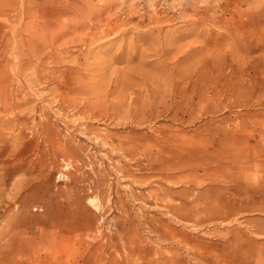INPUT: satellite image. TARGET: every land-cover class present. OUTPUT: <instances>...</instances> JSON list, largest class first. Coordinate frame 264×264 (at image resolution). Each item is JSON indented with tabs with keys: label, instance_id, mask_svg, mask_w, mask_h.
Listing matches in <instances>:
<instances>
[{
	"label": "rangeland",
	"instance_id": "obj_1",
	"mask_svg": "<svg viewBox=\"0 0 264 264\" xmlns=\"http://www.w3.org/2000/svg\"><path fill=\"white\" fill-rule=\"evenodd\" d=\"M0 109V264H264V0H0Z\"/></svg>",
	"mask_w": 264,
	"mask_h": 264
},
{
	"label": "bare ground",
	"instance_id": "obj_2",
	"mask_svg": "<svg viewBox=\"0 0 264 264\" xmlns=\"http://www.w3.org/2000/svg\"><path fill=\"white\" fill-rule=\"evenodd\" d=\"M80 3V2H79ZM72 4V3H71ZM76 4V3H75ZM79 5V4H78ZM77 5V6H78ZM81 5V4H80ZM219 8V7H218ZM83 9V8H82ZM76 14V13H75ZM188 17V16H187ZM77 18V17H76ZM75 18V19H76ZM191 18V17H190ZM193 18H195V17H193ZM184 19V18H183ZM218 19H220L219 17H218ZM192 20V19H191ZM194 21V20H193ZM245 21V20H244ZM100 23V22H99ZM98 23V24H99ZM102 23V22H101ZM65 24V23H64ZM244 24V23H243ZM100 25V24H99ZM111 26H114V25H111ZM51 27V26H50ZM111 29V28H110ZM107 30V29H106ZM226 31V30H225ZM240 32H241V30H240ZM65 33V32H64ZM108 33V32H107ZM106 34V33H105ZM125 34V33H124ZM235 34V33H234ZM238 34V33H237ZM241 34V33H240ZM233 35V34H232ZM239 35V34H238ZM59 36V35H58ZM57 36V37H58ZM62 36V35H61ZM230 36V35H229ZM238 37V36H237ZM239 37H241L240 35H239ZM89 38V37H88ZM94 38V37H93ZM236 39V38H235ZM239 38H237V40H238ZM236 40V41H237ZM234 42V41H233ZM65 43V42H64ZM205 43V42H204ZM204 43H203V45H204ZM237 43H238V41H237ZM236 44V43H235ZM234 45V44H233ZM237 45V44H236ZM239 46V45H238ZM233 48H235V47H233ZM237 48V47H236ZM190 49V48H189ZM236 50V49H235ZM179 51V50H178ZM40 52V51H39ZM233 52V51H232ZM100 61V60H99ZM98 65V64H97ZM41 96V95H40ZM61 98V97H60ZM19 101V100H18ZM16 103V102H15ZM14 103V104H15ZM21 103V102H20ZM12 105H13V103H12ZM1 110V109H0ZM2 116V115H1ZM0 116V117H1ZM3 123V122H2ZM37 125V124H36ZM6 129V128H5ZM38 130V129H37ZM2 131V130H1ZM35 131V130H34ZM2 133V132H1ZM5 133V132H4ZM8 133V132H7ZM13 133V132H12ZM20 134V133H19ZM36 134V133H35ZM17 135V134H16ZM21 136V135H20ZM40 136V135H39ZM4 137H6V135L4 136ZM3 137V134L1 135L0 134V162H2V163H5V159H4V157H3V154H2V152H5L4 151V149L6 148L5 146H4V144L6 143V140H5V138ZM7 138V137H6ZM9 140V139H8ZM8 142V141H7ZM7 149V148H6ZM6 153V152H5ZM5 156V155H4ZM7 156V155H6ZM1 169V168H0ZM1 171V170H0ZM7 171V170H6ZM4 173V172H3ZM1 178V181H3V176H0ZM0 184H1V182H0ZM1 186V185H0ZM3 187L1 186V189H2ZM3 190V189H2ZM1 193V192H0ZM2 195V193L0 194V196ZM2 198V197H1ZM1 204V203H0ZM1 207V206H0ZM2 238V233H0V239ZM54 240V239H53ZM57 241V240H56Z\"/></svg>",
	"mask_w": 264,
	"mask_h": 264
}]
</instances>
